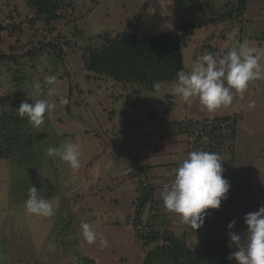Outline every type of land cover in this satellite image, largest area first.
Wrapping results in <instances>:
<instances>
[{
	"label": "rangeland",
	"instance_id": "rangeland-1",
	"mask_svg": "<svg viewBox=\"0 0 264 264\" xmlns=\"http://www.w3.org/2000/svg\"><path fill=\"white\" fill-rule=\"evenodd\" d=\"M246 1L243 14L213 25L209 6L222 12L240 1L73 0L72 10L46 23L28 0H0V112H15L22 101L37 99L54 105L44 114L39 128L27 117L20 118L23 134L41 135H31L30 147L25 146L26 158L0 157V264H88L80 260L83 256L92 258L94 264H145V255L154 243L143 245L138 240L136 233L148 230L143 223L137 225L138 230L132 226L139 176L132 178L130 172L137 168L153 187L158 210L152 221L155 230L171 232L191 251L207 234L234 231L244 238V215L264 206V78L249 82L242 97L233 90L231 105L209 112L198 99L187 104L180 97L174 98L171 89L175 82H162L158 92L138 93L134 83L85 71L82 56L89 36L113 35L137 16L134 22L141 33L166 32L187 21L204 24L188 36L183 49L187 72L202 55L213 53L219 58L241 42L255 47L264 65V0ZM32 40L44 47L35 58L23 54L33 48ZM23 75V81L16 84L14 78ZM47 75L56 76L55 85L44 83ZM37 83L41 87L37 88ZM49 87L55 88L56 95L48 94ZM65 96L67 105L60 103ZM251 101L255 107L250 109ZM215 118L220 128L214 133L221 136L213 143L224 159L223 176L231 185L227 193L233 202L229 222L234 220L235 225L229 230V222L219 221L224 216L208 210L203 225L193 232L180 216L164 208L160 192L174 178L173 169L186 158L187 150L208 141L196 142L203 132L198 127L186 135L173 123L196 119L200 126L209 127ZM236 120L234 137L229 139V124L234 126ZM180 126L185 128L184 123ZM159 135L164 138L154 140ZM67 140L81 146V166L76 171L46 155L49 147ZM157 141L164 142L155 145ZM31 186L53 203L54 215L41 217L27 212L25 201ZM224 203L225 199L219 208ZM150 216L145 213L143 222ZM81 222L90 223L107 239L108 247L101 249L99 239L89 245L83 239ZM235 250L229 248V255ZM168 262L159 254L147 264ZM230 264L237 262L233 258Z\"/></svg>",
	"mask_w": 264,
	"mask_h": 264
},
{
	"label": "trees",
	"instance_id": "trees-1",
	"mask_svg": "<svg viewBox=\"0 0 264 264\" xmlns=\"http://www.w3.org/2000/svg\"><path fill=\"white\" fill-rule=\"evenodd\" d=\"M239 1L238 6L225 8L222 12H218L213 7L209 6V22L215 25L217 22L233 19L234 17L240 16L239 14H243L246 9L247 1ZM28 2L30 5L36 7L38 17L45 19L46 23L60 19L61 16L64 15V11L73 9V0H28ZM145 5L146 4H144V6ZM136 17L137 16H134L123 30H119L113 35L104 37L100 34L102 37L96 38L93 36H99L98 34L89 36V38L86 39V41H89L88 44L83 47V68L87 72L99 75L106 74L117 82L134 83L139 88V90L138 88L136 89L138 93L141 90L157 92L153 88L154 82H159L160 84L162 82L176 83L177 72L180 70L187 72L185 69L183 49L187 45L188 36L197 28H201L204 24L187 21L166 32L141 33L136 28V23L134 22ZM32 21L33 20L30 22ZM13 34H16V32ZM32 41L33 48L23 52L24 56L29 58H35L40 52H43L44 48L43 44L41 45L40 43L39 46H36V41ZM24 56L22 55L21 57ZM60 56V52H57L56 57L61 62ZM11 58L13 62H16L14 61V56ZM18 78H14L16 84H20L25 76L23 75ZM174 98H176V96H174ZM170 102L173 101L171 100ZM165 106H167V103ZM20 120V117L17 115V110H15V112H9L5 109L0 112V157L21 161L24 157H27V147L25 146L30 147L33 137H41V135L31 134L32 137L30 134H23L21 132L22 126ZM215 120L216 118L211 122V126L209 127L200 126L196 119H190L186 121L187 123L174 121L173 124L178 128L180 133H185L186 135L191 134L194 132V128L198 127V129L203 132L200 137H197L196 142L200 140L208 141L207 144L203 143V141L197 143L196 149H189L187 153L194 150L205 151V146L208 147V151L216 152L217 146L213 141L215 138L219 137L217 139L218 142L221 135H216L214 133L220 128V126H216L217 123ZM222 120H226L229 123L227 117H223ZM180 123H184L185 128H182ZM236 123L237 120L234 126L229 124L232 130L229 139H233L234 137ZM221 127L223 126L221 125ZM146 134L150 137L152 135L150 132ZM160 138L163 139L164 136L159 135V138L154 140H161ZM157 142H155V145ZM219 144L220 142L217 143L218 146L221 145ZM189 145L192 146L191 144ZM222 164L224 165L223 161ZM230 169L232 173V166H230ZM130 173L131 176H133L132 178L139 176V185L135 188L137 194L135 211L133 213L134 216H131L133 218L132 226L136 230L137 227L143 223L148 230L139 234L136 233L138 240L142 241L143 245L154 243V247L148 250L145 255V264L148 263L149 259L159 254L165 255L169 259L167 264H230V259L228 258L229 236L225 231L214 235L207 234L204 242L199 245L197 249L191 251L188 249L185 241L179 240L171 232L155 230L152 221L158 216V210L156 206H154L157 202L154 200L153 187L148 186L145 182L146 179L144 175L142 176L143 170L141 168H137ZM232 203L231 197L227 196L221 208L210 210L225 217L219 221L228 223ZM147 205H149L148 208L146 207ZM153 210H155V212H153ZM145 213H149L151 216L143 222ZM80 260H84L88 264H94V260L87 256H83Z\"/></svg>",
	"mask_w": 264,
	"mask_h": 264
},
{
	"label": "clouds",
	"instance_id": "clouds-1",
	"mask_svg": "<svg viewBox=\"0 0 264 264\" xmlns=\"http://www.w3.org/2000/svg\"><path fill=\"white\" fill-rule=\"evenodd\" d=\"M262 78L264 65L260 63L257 49L241 42L219 58L213 53L202 55L192 64L190 72L178 71L177 82L171 89V94L180 97L187 104L198 99L199 104L207 111L214 112L231 105L233 90L242 97L249 82ZM56 79L54 75H47L44 83L55 85ZM36 87L41 85L37 83ZM160 87L159 82H154L153 88L157 92ZM48 94L56 95L55 88L49 87ZM60 103L67 105L69 100L66 96L62 97ZM248 107H255V102H249ZM53 108L54 105L48 100L37 99L31 103L22 101L16 110L20 118L27 117L33 127L39 128L44 123V114ZM46 155L66 162L73 171L81 166V146L71 140L58 147H49ZM222 161L224 159L216 152L191 151L173 169L174 178L170 183L164 184L160 192L164 208L180 216L182 222L193 232L203 225L208 210L218 209L221 201L227 199L231 185L223 176ZM25 208L30 214L41 217H51L55 213L53 203L42 197L35 186L29 189ZM243 219L247 226L243 239L234 231L228 232V246L236 249L228 258H234L237 264H264V206L245 214ZM234 225L235 221H230L227 228L231 230ZM80 227L83 239L89 245L97 243L99 239L101 249L108 247L107 239L90 223L81 222Z\"/></svg>",
	"mask_w": 264,
	"mask_h": 264
},
{
	"label": "crops",
	"instance_id": "crops-1",
	"mask_svg": "<svg viewBox=\"0 0 264 264\" xmlns=\"http://www.w3.org/2000/svg\"><path fill=\"white\" fill-rule=\"evenodd\" d=\"M162 142H164V141H161V143H162ZM161 143H158V142H157V144H161ZM157 144H156V145H157Z\"/></svg>",
	"mask_w": 264,
	"mask_h": 264
}]
</instances>
